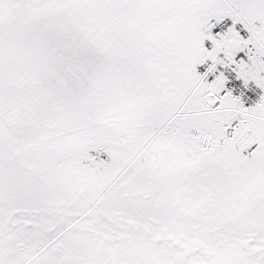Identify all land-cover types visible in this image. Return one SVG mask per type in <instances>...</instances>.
Instances as JSON below:
<instances>
[{
    "label": "snow or ice",
    "instance_id": "snow-or-ice-1",
    "mask_svg": "<svg viewBox=\"0 0 264 264\" xmlns=\"http://www.w3.org/2000/svg\"><path fill=\"white\" fill-rule=\"evenodd\" d=\"M0 264H264V0H0Z\"/></svg>",
    "mask_w": 264,
    "mask_h": 264
}]
</instances>
